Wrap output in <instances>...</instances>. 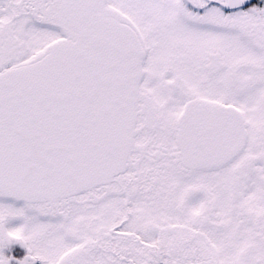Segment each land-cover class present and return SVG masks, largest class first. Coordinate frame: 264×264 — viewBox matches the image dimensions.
<instances>
[{
    "label": "flooded vegetation",
    "instance_id": "obj_1",
    "mask_svg": "<svg viewBox=\"0 0 264 264\" xmlns=\"http://www.w3.org/2000/svg\"><path fill=\"white\" fill-rule=\"evenodd\" d=\"M65 1L0 0V75L41 60L57 40L76 38L57 23ZM96 1L101 15L131 28L143 51L126 170L109 186L84 194L97 198L101 191L115 204L119 220L109 231L114 261L241 264V258L264 250V215L254 212L250 201L244 203L255 185L242 186L250 170L264 172V113L248 110L251 96L264 100L263 1L173 0L171 9H166L170 0H157L158 9L147 8L155 0H129V7L119 2L114 9L106 0ZM195 100L232 106L242 114L247 143L224 168L202 171L182 163L179 118ZM261 197L255 192L259 206ZM74 198L50 208L58 212ZM240 202L245 209L234 217ZM0 203L17 205L1 196Z\"/></svg>",
    "mask_w": 264,
    "mask_h": 264
},
{
    "label": "water",
    "instance_id": "obj_2",
    "mask_svg": "<svg viewBox=\"0 0 264 264\" xmlns=\"http://www.w3.org/2000/svg\"><path fill=\"white\" fill-rule=\"evenodd\" d=\"M61 13L76 40L0 75V194L15 202L53 203L110 184L133 144L143 57L135 33L100 15L96 0H66ZM179 120L187 168L220 169L245 147L233 107L196 100Z\"/></svg>",
    "mask_w": 264,
    "mask_h": 264
},
{
    "label": "rangeland",
    "instance_id": "obj_3",
    "mask_svg": "<svg viewBox=\"0 0 264 264\" xmlns=\"http://www.w3.org/2000/svg\"><path fill=\"white\" fill-rule=\"evenodd\" d=\"M119 2L129 7V0H106L111 9L117 7ZM148 3V9L159 8L157 0ZM172 3L173 0H170L166 9H171ZM254 42L258 43L259 40L255 39ZM250 99L252 103L248 110L256 109V112L263 114L264 100L256 96H251ZM254 115H248L249 120L258 123L255 118L251 119ZM250 132L254 138V130ZM246 174L248 176L242 181V186L252 182L255 187L252 189L254 192L245 196L247 199L244 203L250 201L251 209L260 216L264 215V200L259 206L254 199L255 192L257 197H264V187L261 184L264 182V172L258 167ZM226 187L224 179L222 188ZM107 192H113V187H109ZM97 195V198L83 195L73 199L58 212L46 204L15 207L0 203V264H119L110 255V251L115 249V239L109 231L119 220L115 204L101 191ZM219 200L223 203L227 201L225 195ZM241 204L243 202L237 204L239 212L234 217H240V212L245 209ZM12 245L21 247V250L15 254L10 253ZM9 253L12 258L8 256ZM240 263L264 264V250L241 258Z\"/></svg>",
    "mask_w": 264,
    "mask_h": 264
},
{
    "label": "trees",
    "instance_id": "obj_4",
    "mask_svg": "<svg viewBox=\"0 0 264 264\" xmlns=\"http://www.w3.org/2000/svg\"><path fill=\"white\" fill-rule=\"evenodd\" d=\"M15 253V252H14ZM18 254V253H17ZM19 255V254H18Z\"/></svg>",
    "mask_w": 264,
    "mask_h": 264
}]
</instances>
